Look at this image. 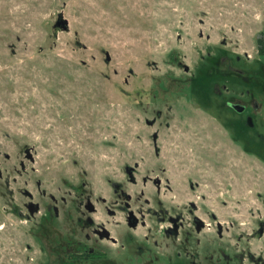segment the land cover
I'll return each instance as SVG.
<instances>
[{
  "label": "rangeland",
  "instance_id": "1",
  "mask_svg": "<svg viewBox=\"0 0 264 264\" xmlns=\"http://www.w3.org/2000/svg\"><path fill=\"white\" fill-rule=\"evenodd\" d=\"M263 13L264 0H0V264H50L73 237V197L85 189L94 201L109 196L111 182L131 186L124 167L136 169L138 191L143 179H179L165 172L175 154L193 165L202 150L209 161L223 130L212 105H198L220 102L215 84L235 87L214 67L220 56L221 71L232 61L262 81L255 41ZM158 111L159 123L148 127L144 119ZM255 132L264 135V119ZM228 147L239 151L236 140ZM257 148L248 171H236L252 191L246 223L264 215V192L255 197L264 191ZM38 182L47 196L65 199L61 220L24 216L25 189L34 202L51 203Z\"/></svg>",
  "mask_w": 264,
  "mask_h": 264
},
{
  "label": "flooded vegetation",
  "instance_id": "2",
  "mask_svg": "<svg viewBox=\"0 0 264 264\" xmlns=\"http://www.w3.org/2000/svg\"><path fill=\"white\" fill-rule=\"evenodd\" d=\"M261 26L255 41L259 59L264 58L260 44H264V21ZM224 60L218 57L214 67L235 87L228 88L223 82L224 86L215 84L213 91L220 102L198 105L205 109L212 105L213 119L223 130L224 137L215 140L209 161L202 150L193 165L187 157L175 154L171 158L173 167L165 172L174 170L179 179H143L142 189L137 191L131 187L137 184L136 169L124 167L131 186L111 182L109 196L94 201L84 189L80 197H73L67 217L74 223L70 228L73 237L52 251L50 264H264V215L259 211L249 222H241L243 204L252 191L247 188L248 180L236 179L238 169L242 167L247 172L250 167L247 161L250 162L253 143L260 153L264 152V135L255 132L257 122L264 119V65L260 67L262 81H252L232 61L227 62L226 71H221ZM238 83L249 88L242 90ZM161 118L158 111L155 118L144 119V123L153 127ZM149 135L152 152L158 157V133ZM235 140L238 153L228 147L229 143L234 146ZM26 150L25 158L32 162L31 150ZM21 168L27 172L24 164ZM36 186L38 194L46 197L40 191L41 184ZM143 188H148L150 195H145ZM260 192L264 191L255 197L259 198ZM24 195L28 200L24 203L26 219L41 214L49 221L53 217L61 220L64 198L58 200L50 194L47 198L51 203L40 204L34 202L27 189Z\"/></svg>",
  "mask_w": 264,
  "mask_h": 264
},
{
  "label": "trees",
  "instance_id": "3",
  "mask_svg": "<svg viewBox=\"0 0 264 264\" xmlns=\"http://www.w3.org/2000/svg\"><path fill=\"white\" fill-rule=\"evenodd\" d=\"M260 44L264 47V44L263 43H260ZM190 92H192V94H193L194 97L198 98L197 95H198L199 90H198V88L195 87L194 81H193V83L191 82Z\"/></svg>",
  "mask_w": 264,
  "mask_h": 264
},
{
  "label": "water",
  "instance_id": "4",
  "mask_svg": "<svg viewBox=\"0 0 264 264\" xmlns=\"http://www.w3.org/2000/svg\"><path fill=\"white\" fill-rule=\"evenodd\" d=\"M26 152H29V150L27 149ZM32 213V212H31Z\"/></svg>",
  "mask_w": 264,
  "mask_h": 264
}]
</instances>
